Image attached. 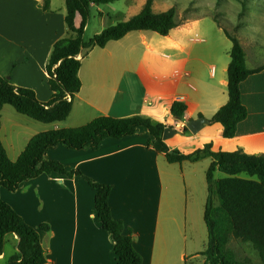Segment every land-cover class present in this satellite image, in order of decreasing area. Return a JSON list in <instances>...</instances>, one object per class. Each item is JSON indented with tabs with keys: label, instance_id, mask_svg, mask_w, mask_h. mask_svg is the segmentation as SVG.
Wrapping results in <instances>:
<instances>
[{
	"label": "crops",
	"instance_id": "obj_1",
	"mask_svg": "<svg viewBox=\"0 0 264 264\" xmlns=\"http://www.w3.org/2000/svg\"><path fill=\"white\" fill-rule=\"evenodd\" d=\"M40 3L41 0H0V76L15 87L32 90L40 102L47 103L52 93L45 65L53 45L66 35L67 29L64 16L44 12ZM79 23L77 16L76 27ZM197 25L198 20L180 23L166 37H155L154 33L147 37L140 32L142 51L133 65V46L120 48L131 33L103 49L94 48L84 58L79 55L81 89L67 118L72 121L40 125L39 132L23 137L21 145L18 129L31 131L34 125L12 121L10 128L16 129L11 132L14 139L8 146L1 142L8 158L15 161L29 140L39 133L78 128L99 117L135 116L150 118L172 129L198 118L210 121L196 135L183 133L184 128H180L163 140L169 151L190 154L210 143L213 152L241 150L248 155H264V51L257 48L261 53L256 51L250 62L244 50L248 69L263 68L241 84L248 115L238 124L235 137L225 139L220 136L222 126L212 123L211 118L228 102L229 64L223 61L217 74L213 59L214 64L207 66L201 56L194 54L195 42L190 35ZM202 70L207 71V80L196 79ZM180 98L186 110L183 120L177 121L170 108ZM45 158L110 186L113 218L123 223L142 264H154L165 191L159 161L166 159L146 130L120 140H104L97 151H73L58 146L48 151ZM0 196L28 226L49 227L48 232L39 231L47 264H115L113 241L97 220L94 191L85 178L42 175L23 183L14 193L1 190ZM17 242L16 236L7 237L12 252L4 250L0 262L8 261L16 253Z\"/></svg>",
	"mask_w": 264,
	"mask_h": 264
},
{
	"label": "trees",
	"instance_id": "obj_2",
	"mask_svg": "<svg viewBox=\"0 0 264 264\" xmlns=\"http://www.w3.org/2000/svg\"><path fill=\"white\" fill-rule=\"evenodd\" d=\"M118 1L65 0L64 23L68 37L53 45L45 65L52 93L50 101L42 103L32 90L15 87L7 78L0 76V127L1 112L5 106L42 124L66 121L81 89L78 76L81 61L77 56L84 58L94 48L103 49L108 43L120 41L132 32H151L166 37L180 23L210 16L231 43L227 67L228 102L215 113L211 122L222 126L223 138L235 137L238 124L248 115L242 102L241 84L263 67L255 71L247 68L240 41L223 26L220 16L232 14L235 17L234 9L228 14L220 9L217 11L220 14L212 10L208 14H202L203 10L199 9L198 4L203 0H181L180 4L185 7L186 13L184 19L177 21L175 5H171L166 11L155 12L154 3L157 0H146L136 15L103 29L86 41L83 35L90 7ZM226 1L214 0L219 7L226 6ZM252 1L233 0L240 5L238 18L245 17ZM42 9L49 12V0H42ZM77 16L80 18L78 27L75 24ZM235 29L237 31L239 28ZM185 110L186 106L182 102L175 101L171 105L170 114L175 120L182 121ZM166 128L167 126L143 116L119 119L99 117L78 128L51 130L33 136L15 161L8 158L0 141V193L1 190L14 193L23 183L42 175L85 178L94 191L97 220L113 241L115 264H142V258L135 251L131 236L125 234L123 223L114 219L111 214V187L84 177L79 170H67L60 162L47 160L45 156L58 146L73 151H97L104 140H120L144 129L156 141L169 164L196 163L204 159L211 161L206 172L208 198L203 219L207 230V245L201 253L204 264H253L249 258L239 259L229 248L232 239L250 245L258 256L259 264H264V155H248L241 150L230 153L213 152L210 143L190 154H183L178 150L169 151L162 139ZM183 133H188V130L184 128ZM216 172L223 177L215 180ZM39 231L48 232L49 227L41 225L34 229L28 226L0 196V255L4 253L8 236H16L18 239L17 251L8 259L7 264H47Z\"/></svg>",
	"mask_w": 264,
	"mask_h": 264
},
{
	"label": "rangeland",
	"instance_id": "obj_3",
	"mask_svg": "<svg viewBox=\"0 0 264 264\" xmlns=\"http://www.w3.org/2000/svg\"><path fill=\"white\" fill-rule=\"evenodd\" d=\"M145 1L119 0L107 5L90 7L83 38L87 41L103 29L130 19L142 9ZM180 3H182L181 0H157L154 3V11L163 12L170 8L171 5H175L177 7L176 20L181 21L185 17L184 13H186V10ZM198 5L199 9L203 10L202 14H208L209 10L217 13L219 9L220 11H226L225 13L228 14L233 8L235 17H232V14L226 17L220 16L223 26L231 34H235L250 62L256 51L259 52L257 54H260V51H264V0H253L252 4L249 5L250 9L245 12V17L241 19L238 18L240 5L234 3L233 0H227L226 6L220 5V7L217 6L214 0H203ZM40 6L42 8V0ZM49 7V11H52L53 14L65 17V0H49ZM217 14L220 13L218 12ZM193 20H198L197 30L190 35V38L195 42L193 43L194 54L201 56L207 66L213 63L211 61L213 59L218 74L222 62L224 61L227 64L230 62L231 43L212 17L202 16ZM235 28L239 29L236 31ZM144 34L147 37L152 35L150 32H145ZM140 35V32H132L120 46V48L125 47L127 49L133 46L135 51L132 54V65L135 60L138 61L142 51ZM64 37H68L67 32ZM155 37L158 36L155 35ZM257 48H260V51L256 50ZM248 67L251 68L249 63ZM204 71L202 70L200 75H197V80L199 78L203 80L209 78L207 77V71ZM247 105L250 106L248 103ZM17 120L33 123L34 125L31 131L18 129L21 134L18 143L20 145L23 143V137L25 139L32 133L39 132L40 125H44L18 114L10 106H5L1 112L0 141L6 146L15 137L14 133L11 134V132L16 131V129H11L10 126L12 121ZM66 121L70 123L72 120ZM61 123L64 125L66 122ZM209 166V159H204L198 164L182 165H169L163 159L159 161L165 191L163 194L164 204L161 209L155 240L154 264H203L201 253L207 245V230L203 219L204 207L208 198L205 174ZM222 177L221 173H215V180H219ZM215 203H217L216 199ZM229 248L239 259L249 258L253 264H259L258 256L250 245L242 244L232 239ZM5 250L8 254L12 252V247L9 243L6 244ZM0 264H7V260L1 261Z\"/></svg>",
	"mask_w": 264,
	"mask_h": 264
},
{
	"label": "water",
	"instance_id": "obj_4",
	"mask_svg": "<svg viewBox=\"0 0 264 264\" xmlns=\"http://www.w3.org/2000/svg\"><path fill=\"white\" fill-rule=\"evenodd\" d=\"M210 121L204 118H198L195 120H190L185 124V128L193 135H196L204 125H208ZM177 133L176 129L166 128L163 135V140H167L169 137Z\"/></svg>",
	"mask_w": 264,
	"mask_h": 264
},
{
	"label": "built area",
	"instance_id": "obj_5",
	"mask_svg": "<svg viewBox=\"0 0 264 264\" xmlns=\"http://www.w3.org/2000/svg\"><path fill=\"white\" fill-rule=\"evenodd\" d=\"M77 58H78V56H77ZM183 100V98H180L179 99V102H181ZM67 101H69V98H67ZM180 128H185V124H182V126L180 127L179 125H176L175 126V129L176 130H180ZM220 136H222V133H220Z\"/></svg>",
	"mask_w": 264,
	"mask_h": 264
}]
</instances>
